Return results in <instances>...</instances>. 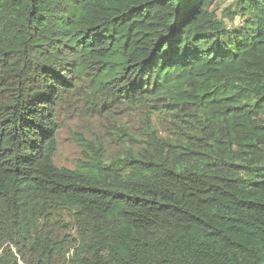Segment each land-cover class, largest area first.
<instances>
[{
    "label": "trees",
    "instance_id": "16d2710c",
    "mask_svg": "<svg viewBox=\"0 0 264 264\" xmlns=\"http://www.w3.org/2000/svg\"><path fill=\"white\" fill-rule=\"evenodd\" d=\"M0 264H264V0H0Z\"/></svg>",
    "mask_w": 264,
    "mask_h": 264
},
{
    "label": "rangeland",
    "instance_id": "374dc122",
    "mask_svg": "<svg viewBox=\"0 0 264 264\" xmlns=\"http://www.w3.org/2000/svg\"><path fill=\"white\" fill-rule=\"evenodd\" d=\"M62 165H69L76 155L75 148L69 142H65L61 146Z\"/></svg>",
    "mask_w": 264,
    "mask_h": 264
}]
</instances>
